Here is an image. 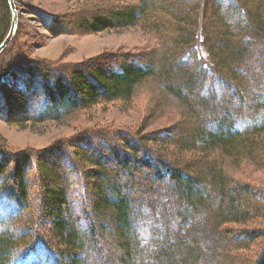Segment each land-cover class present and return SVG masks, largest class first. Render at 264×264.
Returning a JSON list of instances; mask_svg holds the SVG:
<instances>
[{"label": "trees", "instance_id": "16d2710c", "mask_svg": "<svg viewBox=\"0 0 264 264\" xmlns=\"http://www.w3.org/2000/svg\"><path fill=\"white\" fill-rule=\"evenodd\" d=\"M14 2L5 50L19 26ZM96 8L80 18L81 32L137 25L155 45L79 68L4 60L0 119L22 125L14 114L45 122L108 102L127 107L147 80L179 116L153 136L96 127L47 150L0 143V264H264V182L225 168L264 170V0H98ZM35 12L51 33L66 31L58 15ZM11 18L0 0V43ZM139 244L147 261L135 259Z\"/></svg>", "mask_w": 264, "mask_h": 264}, {"label": "rangeland", "instance_id": "374dc122", "mask_svg": "<svg viewBox=\"0 0 264 264\" xmlns=\"http://www.w3.org/2000/svg\"><path fill=\"white\" fill-rule=\"evenodd\" d=\"M16 2L19 11L18 31L14 40L0 55V62L6 60L9 65L18 61H41L79 68L84 64H93L96 58L105 54H143L156 43V37L152 33L137 25L119 31L105 30L91 34L81 32L78 27L81 17L85 15L87 18L94 12L104 10L103 7L93 9L94 3L98 0H16ZM35 10L58 15L62 22L59 27L66 28V31L63 30L59 34L51 33L42 26ZM179 112L178 106L163 95L157 83L147 80L136 89L127 107L118 102H108L93 105L59 121L45 122L23 121L20 114H14L11 119L19 120L17 122L22 125L13 124L12 120L0 119V143L13 152L31 149L41 151L49 149L60 140L73 139L78 132L86 128L96 127H108L114 133L122 130L130 131L132 134L145 131L153 136L177 120ZM186 131L183 129L180 133L184 134ZM225 168L235 178L246 177L264 182V170L249 163L244 162L236 167L225 163ZM135 227L136 225L134 229ZM38 256L43 259V255L36 251L29 257ZM135 259L147 261L149 259L147 247L137 245Z\"/></svg>", "mask_w": 264, "mask_h": 264}, {"label": "water", "instance_id": "95a60500", "mask_svg": "<svg viewBox=\"0 0 264 264\" xmlns=\"http://www.w3.org/2000/svg\"><path fill=\"white\" fill-rule=\"evenodd\" d=\"M10 11H11V24L8 29V32L2 42L0 43V53L6 48V46L10 43L11 39L13 38L16 28H17V23H18V12L16 8V4L14 0H7Z\"/></svg>", "mask_w": 264, "mask_h": 264}]
</instances>
